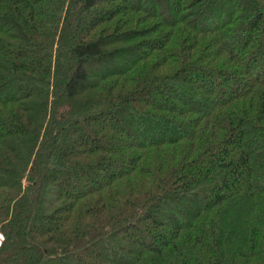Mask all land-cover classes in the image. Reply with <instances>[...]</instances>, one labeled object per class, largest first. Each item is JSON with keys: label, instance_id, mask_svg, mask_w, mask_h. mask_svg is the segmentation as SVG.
Instances as JSON below:
<instances>
[{"label": "trees", "instance_id": "1", "mask_svg": "<svg viewBox=\"0 0 264 264\" xmlns=\"http://www.w3.org/2000/svg\"><path fill=\"white\" fill-rule=\"evenodd\" d=\"M0 232V264H264V0H0Z\"/></svg>", "mask_w": 264, "mask_h": 264}, {"label": "rangeland", "instance_id": "2", "mask_svg": "<svg viewBox=\"0 0 264 264\" xmlns=\"http://www.w3.org/2000/svg\"><path fill=\"white\" fill-rule=\"evenodd\" d=\"M164 222H166V220L164 221ZM167 223V222H166ZM1 233V232H0ZM4 236V235H3ZM4 239H5V237H4ZM1 241H2V237H1V235H0V244H1ZM3 243V242H2ZM2 245V244H1ZM1 245H0V247H1Z\"/></svg>", "mask_w": 264, "mask_h": 264}, {"label": "built area", "instance_id": "3", "mask_svg": "<svg viewBox=\"0 0 264 264\" xmlns=\"http://www.w3.org/2000/svg\"><path fill=\"white\" fill-rule=\"evenodd\" d=\"M0 235H1V237H2V241H1V244H2V242L4 241V236H3L2 233H0ZM1 244H0V245H1Z\"/></svg>", "mask_w": 264, "mask_h": 264}]
</instances>
